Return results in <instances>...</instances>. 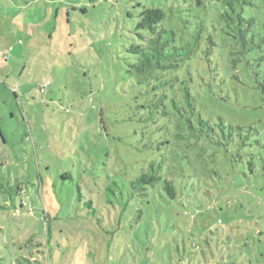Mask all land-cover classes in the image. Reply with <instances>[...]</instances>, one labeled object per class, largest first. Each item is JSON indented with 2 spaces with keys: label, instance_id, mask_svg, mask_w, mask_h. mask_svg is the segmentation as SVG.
Wrapping results in <instances>:
<instances>
[{
  "label": "rangeland",
  "instance_id": "1",
  "mask_svg": "<svg viewBox=\"0 0 264 264\" xmlns=\"http://www.w3.org/2000/svg\"><path fill=\"white\" fill-rule=\"evenodd\" d=\"M135 1L0 0V227L8 238L35 235L45 264H264V73L262 88L245 93L211 80L204 58L184 70L204 116L257 131L236 172L159 204L160 222L155 211L140 215L145 205L128 198V187L121 200L114 184L105 189L128 184L159 152L141 146L167 131L148 130V110L138 106L147 85L126 52ZM177 14L193 32L189 12ZM66 170L72 180L61 179Z\"/></svg>",
  "mask_w": 264,
  "mask_h": 264
},
{
  "label": "trees",
  "instance_id": "2",
  "mask_svg": "<svg viewBox=\"0 0 264 264\" xmlns=\"http://www.w3.org/2000/svg\"><path fill=\"white\" fill-rule=\"evenodd\" d=\"M86 1L95 6L105 0ZM171 4L174 7L136 0V38L126 45V52L133 59L130 72L147 85V96L138 105L148 110L143 121L152 132L163 127L167 131L141 146L151 153L159 152L142 161L128 184L113 180L105 186L107 192L113 191L114 184L121 193L120 200L121 188L128 187V198L135 197L139 205H145L143 211L139 210L140 215L144 216L147 209L155 211L159 222V204L181 199L185 188H193L199 182L209 185L206 177L215 182V178H223L224 171L236 172V164H244L250 134L257 132L254 127L230 122L222 116H204L191 86L194 78H186L184 70L198 57L204 58L210 62L211 80L220 85L228 83L225 89L231 87L238 92L240 88L245 93L262 88L259 75L264 73V0H173ZM179 9L196 20L193 32L186 30L187 22L193 27L192 20L178 14L176 18ZM211 13L215 16L209 18ZM128 16L133 17V12H128ZM205 16L213 21V30ZM177 19L183 24L182 33ZM212 59L215 65L211 64ZM220 88L222 91L223 87ZM220 99L227 98L220 95ZM248 164L254 166L253 162ZM73 177L69 170L61 174L62 180ZM159 188L164 193L157 196ZM19 192H23L20 184ZM85 204L92 206L93 202L87 200ZM20 207H26L24 201ZM136 217L137 214L133 216ZM120 219L116 216L117 221ZM0 230V264H45L43 244L35 235L8 238L2 226ZM106 245L109 246L107 242L102 246Z\"/></svg>",
  "mask_w": 264,
  "mask_h": 264
},
{
  "label": "built area",
  "instance_id": "3",
  "mask_svg": "<svg viewBox=\"0 0 264 264\" xmlns=\"http://www.w3.org/2000/svg\"><path fill=\"white\" fill-rule=\"evenodd\" d=\"M47 84H44L40 87L41 92H45Z\"/></svg>",
  "mask_w": 264,
  "mask_h": 264
},
{
  "label": "crops",
  "instance_id": "4",
  "mask_svg": "<svg viewBox=\"0 0 264 264\" xmlns=\"http://www.w3.org/2000/svg\"><path fill=\"white\" fill-rule=\"evenodd\" d=\"M42 261H43V259H42Z\"/></svg>",
  "mask_w": 264,
  "mask_h": 264
}]
</instances>
